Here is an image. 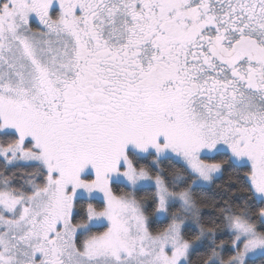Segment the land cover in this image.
Returning a JSON list of instances; mask_svg holds the SVG:
<instances>
[{
    "label": "snow or ice",
    "instance_id": "6c2138e0",
    "mask_svg": "<svg viewBox=\"0 0 264 264\" xmlns=\"http://www.w3.org/2000/svg\"><path fill=\"white\" fill-rule=\"evenodd\" d=\"M0 264H264V0H0Z\"/></svg>",
    "mask_w": 264,
    "mask_h": 264
}]
</instances>
